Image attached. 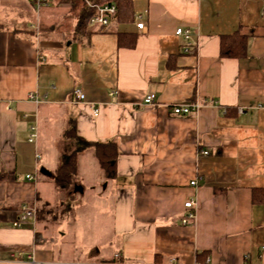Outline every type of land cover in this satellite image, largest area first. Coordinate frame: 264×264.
I'll list each match as a JSON object with an SVG mask.
<instances>
[{"label": "crops", "instance_id": "obj_1", "mask_svg": "<svg viewBox=\"0 0 264 264\" xmlns=\"http://www.w3.org/2000/svg\"><path fill=\"white\" fill-rule=\"evenodd\" d=\"M32 8L0 0V264H264V0H133L132 20L85 36L72 17L55 38ZM237 31L245 54L222 56V36ZM120 32L136 44L120 45ZM176 103L200 107L175 114ZM72 120L86 140L116 146L115 178L88 148L72 190L56 186L77 146L64 137ZM189 200L196 218L184 225ZM24 205L36 217L15 227Z\"/></svg>", "mask_w": 264, "mask_h": 264}, {"label": "trees", "instance_id": "obj_2", "mask_svg": "<svg viewBox=\"0 0 264 264\" xmlns=\"http://www.w3.org/2000/svg\"><path fill=\"white\" fill-rule=\"evenodd\" d=\"M87 3L93 4H115L118 8L117 12L111 16V22L116 21H128L133 18V0H86ZM96 14V8L90 5H85L82 10L81 16L76 25V33L85 36H90L97 30H107L110 28L107 26H93L90 24L91 18ZM5 25L0 20V30ZM129 42L124 40V34L119 33V44H127L129 47H133L136 44L135 35H127ZM247 50V37L240 31H237L231 35L222 36L221 54L224 57H241ZM64 137L66 139H72L76 142V149L69 155L63 156L62 160L55 170L54 181L58 188L68 190L74 182V177L78 171L79 154L88 149L94 148L96 156L99 160L101 168L104 170L108 179L115 178L117 176L116 170V156L119 153L116 146L111 143L91 142L80 136L77 132V124L74 120L71 121L69 128L65 131ZM257 199V195H254V199Z\"/></svg>", "mask_w": 264, "mask_h": 264}, {"label": "built area", "instance_id": "obj_3", "mask_svg": "<svg viewBox=\"0 0 264 264\" xmlns=\"http://www.w3.org/2000/svg\"><path fill=\"white\" fill-rule=\"evenodd\" d=\"M32 4H34L36 7L40 8L43 5H49L51 0H29ZM88 5L93 6L96 8V14L91 18L90 24L93 26H107L109 25L111 21V16L114 15L118 8L113 3H107V4H93L91 2H88ZM141 15H138V18H141ZM139 28L144 27L143 22L138 23ZM176 34L178 36H181L184 38L186 42L185 51L189 52L191 50L192 41H191V30L189 28L179 27L176 30ZM117 92H111V95L116 94ZM72 96L77 101H84L86 99V94L84 90L81 87H77L73 90ZM30 97L34 99L35 101L39 102V99L36 97L35 94H30ZM145 103L147 104H153L156 101V95L155 94H149L145 98ZM200 105L198 103H176L172 105V110L175 114H189L194 111H197ZM100 114V108L94 109V115L98 116ZM38 136V131L36 126H32L31 128V134L29 140L31 142L35 141ZM204 153H208V151H205ZM36 158L40 160L41 155L38 153L36 155ZM28 178L32 179V175H28ZM196 181H193L192 184H196ZM185 207L188 209V212L182 219V223L184 225L190 224L192 221L196 218V211H195V202L192 200H189L185 203ZM36 217V208L31 207L29 205H24L18 214L16 220L14 221L15 227H21L25 223H27L29 220L34 219ZM24 252L18 251L16 253L15 258L19 261H21L24 257ZM27 260L36 263V257L34 253L30 252L26 256ZM77 264V263H76ZM169 264H177L176 261H171ZM193 264H209V261L202 263L199 261L194 262Z\"/></svg>", "mask_w": 264, "mask_h": 264}, {"label": "rangeland", "instance_id": "obj_4", "mask_svg": "<svg viewBox=\"0 0 264 264\" xmlns=\"http://www.w3.org/2000/svg\"><path fill=\"white\" fill-rule=\"evenodd\" d=\"M25 3L27 7L31 6L33 7L31 10L33 17L34 23H38V20H44L43 26H45V29L41 28L42 33H48L51 37H58L62 29H68L70 24H71V18L75 17L76 23L78 22L82 10L85 7V5H88L86 0H75V6L73 10V16L71 15V6L72 4L68 2V0H51L49 3V7H44L41 10H37L34 8L32 3L29 0H20ZM5 9L4 4H2V10ZM40 22V21H39ZM49 25H52L53 28H48ZM73 36H76L74 33ZM73 184L69 187L68 190H72ZM62 190V189H60ZM62 194V193H61ZM64 196V194L62 195ZM76 200L80 197L79 194L74 196ZM75 201V200H74ZM89 203L87 204V207L85 209H88L85 211L86 214L92 215V218L88 219L89 221V227L88 232H90V237H96L98 227L95 225V214H94V209L97 207L98 202H95V198H92L88 200ZM54 212L55 213H60L59 217L60 218H66L67 214L65 213V210L63 207H54ZM87 219V220H88ZM109 235V231L107 232ZM103 238H105V235H101Z\"/></svg>", "mask_w": 264, "mask_h": 264}]
</instances>
